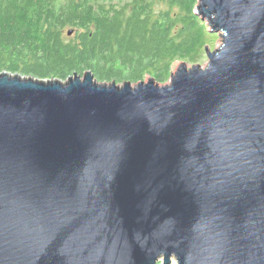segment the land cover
Instances as JSON below:
<instances>
[{
  "label": "water",
  "instance_id": "water-1",
  "mask_svg": "<svg viewBox=\"0 0 264 264\" xmlns=\"http://www.w3.org/2000/svg\"><path fill=\"white\" fill-rule=\"evenodd\" d=\"M194 13L163 86L0 73V264H264V0Z\"/></svg>",
  "mask_w": 264,
  "mask_h": 264
},
{
  "label": "trees",
  "instance_id": "trees-1",
  "mask_svg": "<svg viewBox=\"0 0 264 264\" xmlns=\"http://www.w3.org/2000/svg\"><path fill=\"white\" fill-rule=\"evenodd\" d=\"M165 5V9L159 5ZM198 0H0V73L163 86L212 40ZM72 32L69 36L68 33ZM159 264H162L159 263Z\"/></svg>",
  "mask_w": 264,
  "mask_h": 264
},
{
  "label": "rangeland",
  "instance_id": "rangeland-1",
  "mask_svg": "<svg viewBox=\"0 0 264 264\" xmlns=\"http://www.w3.org/2000/svg\"><path fill=\"white\" fill-rule=\"evenodd\" d=\"M159 8L161 9H165V5H159ZM212 35V40L210 41V44L207 45V47H205L204 49V52L201 56V58L195 63V65H200L201 67L205 68L206 65L208 64V59H207V50L206 48L209 50V52H212L216 49H218L221 44H222V39L220 37V34L219 33H211ZM179 64H181L180 62H177L174 67H173V73H175V71L177 70ZM187 64V67L190 68V66H193V64ZM149 78H145L144 81H147ZM55 80V79H53ZM170 80L167 82V84H169ZM98 83H101V82H98ZM103 83V82H102ZM105 84V83H104ZM106 84H109V83H106ZM123 84V83H122ZM122 84H118L119 86H121ZM171 264H174L173 262Z\"/></svg>",
  "mask_w": 264,
  "mask_h": 264
}]
</instances>
